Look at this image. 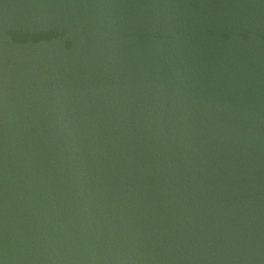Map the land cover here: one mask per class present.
Returning a JSON list of instances; mask_svg holds the SVG:
<instances>
[{"label": "water", "instance_id": "95a60500", "mask_svg": "<svg viewBox=\"0 0 264 264\" xmlns=\"http://www.w3.org/2000/svg\"><path fill=\"white\" fill-rule=\"evenodd\" d=\"M0 264H264V0H0Z\"/></svg>", "mask_w": 264, "mask_h": 264}]
</instances>
